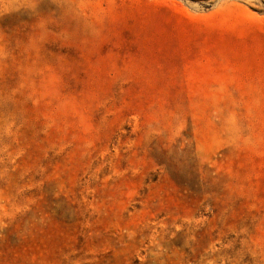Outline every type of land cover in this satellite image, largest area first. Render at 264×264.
Segmentation results:
<instances>
[{
	"label": "rangeland",
	"instance_id": "obj_1",
	"mask_svg": "<svg viewBox=\"0 0 264 264\" xmlns=\"http://www.w3.org/2000/svg\"><path fill=\"white\" fill-rule=\"evenodd\" d=\"M0 264H264V0H0Z\"/></svg>",
	"mask_w": 264,
	"mask_h": 264
}]
</instances>
